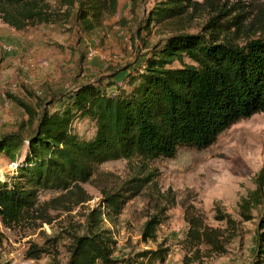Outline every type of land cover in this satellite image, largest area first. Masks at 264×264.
<instances>
[{"label":"trees","instance_id":"16d2710c","mask_svg":"<svg viewBox=\"0 0 264 264\" xmlns=\"http://www.w3.org/2000/svg\"><path fill=\"white\" fill-rule=\"evenodd\" d=\"M197 1L160 0L151 8L147 28L169 27L176 34L145 56L140 71L126 73L115 94L108 92L117 84L114 81L107 86L83 84L67 94L57 111L51 112L50 104L40 101L41 113L24 99L8 94L28 120L18 131L0 136V154L17 166L13 174L0 177V221L6 229L51 223L49 210L60 204L65 193L90 182L97 168L107 162L138 160L144 166L174 159L181 148L203 151L240 121L264 114V37H256L257 32L264 34V23L258 19L259 28L246 31L244 45L236 37L243 28L236 22L238 17L222 22V13L210 15L203 34L180 33L198 11ZM118 6L119 0H54V4L48 0H0V20L23 31L36 25H56L65 14L75 17L84 33H92L103 27L107 14H116ZM175 63L181 68H174ZM77 119L94 124L92 139L74 133ZM152 180V175L134 177L116 192H103L104 209H93L81 231H66L70 240L66 263L60 258V235L44 234L42 244L31 241L25 259L37 262L48 257L49 264H165L169 249L164 246L115 258L118 241L109 226ZM254 185L238 204L239 216L247 222L254 218V211L259 212L257 263L264 264V169L255 176ZM44 191L59 195L42 203ZM217 212V220L232 229L228 242L239 227L229 214L221 209ZM162 222L154 216L145 223L144 242L157 240ZM189 224L185 242L190 251L203 244L226 252L225 235L218 229L205 228L199 219H189ZM5 239L0 231V245ZM182 264L204 263L186 257Z\"/></svg>","mask_w":264,"mask_h":264},{"label":"rangeland","instance_id":"374dc122","mask_svg":"<svg viewBox=\"0 0 264 264\" xmlns=\"http://www.w3.org/2000/svg\"><path fill=\"white\" fill-rule=\"evenodd\" d=\"M48 1L54 4V0ZM158 1L119 0L116 14H107L103 27L92 33H84L75 17L67 18L65 14L56 25H36L23 31H16L0 20V136L18 131L28 120L26 112L8 94L24 99L38 113L42 112L40 101L50 104L51 112L57 111L68 93L87 83L101 82L107 86L114 81L117 84L108 88V92L115 94L117 87L123 86L126 73L140 71L145 56L176 34L169 27L147 28L149 11ZM197 2L198 11L180 33L203 34L210 15L222 13V22L238 17L236 22L243 28L236 37L244 45L246 31L258 29V19L264 23V0ZM256 37L264 34L257 32ZM173 66L181 68L179 63ZM73 131L81 139L90 140L96 128L90 121L77 119ZM16 167L6 155L0 154L1 178L13 174ZM261 169H264V114L240 121L203 151L181 148L174 159H159L144 166L138 160L107 162L97 168L90 182L65 193L60 204L49 210L51 223L38 222V226L10 231L0 221V231L6 235L0 245V264H49L48 257L37 262L25 259L31 241L42 244L44 234L62 237L60 258L66 263V245L70 243L66 231H81L93 209H104L103 192H116L134 177L148 175L153 177L151 184L125 205L114 223L109 222L118 241L115 258L164 246L169 249L165 264H182L186 257L204 264H258L260 215L254 211L251 221H243L238 204L255 189L254 178ZM58 195L55 191H44L40 201L48 202ZM218 209L229 214L239 227L238 234L228 242L226 237L231 228L217 220ZM154 216L163 220L157 228V240L144 242V225ZM189 219H199L205 228L218 229L225 235L226 252L213 251L203 244L190 251L185 242Z\"/></svg>","mask_w":264,"mask_h":264},{"label":"built area","instance_id":"2783aa9c","mask_svg":"<svg viewBox=\"0 0 264 264\" xmlns=\"http://www.w3.org/2000/svg\"><path fill=\"white\" fill-rule=\"evenodd\" d=\"M17 168V167H16Z\"/></svg>","mask_w":264,"mask_h":264}]
</instances>
